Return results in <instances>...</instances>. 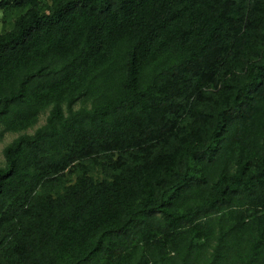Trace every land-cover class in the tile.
Here are the masks:
<instances>
[{
  "label": "trees",
  "instance_id": "trees-1",
  "mask_svg": "<svg viewBox=\"0 0 264 264\" xmlns=\"http://www.w3.org/2000/svg\"><path fill=\"white\" fill-rule=\"evenodd\" d=\"M27 7L0 126L50 111L2 150L0 264H264V0H0Z\"/></svg>",
  "mask_w": 264,
  "mask_h": 264
},
{
  "label": "rangeland",
  "instance_id": "rangeland-1",
  "mask_svg": "<svg viewBox=\"0 0 264 264\" xmlns=\"http://www.w3.org/2000/svg\"><path fill=\"white\" fill-rule=\"evenodd\" d=\"M39 1L42 5H50V0H39ZM27 9L28 7L20 9V10H13L9 8L0 9V34H5L11 31L13 28L14 21L18 17L22 16L26 12ZM90 101L88 100L83 103L78 102L76 106L74 107V109L79 110L82 107L90 108L91 107ZM49 111H50V108L43 110L39 114L35 125H33L32 127L26 130L10 132V131H6L2 125L0 126V167L4 165V158L2 155V150L4 149V147L10 144L13 140L18 138L19 136L33 135L37 129L43 127L46 124V118L49 114ZM83 168L88 169V176L92 177L94 180H101L102 178H104L101 168L94 167L92 165V162L90 161H84L80 168L71 166L60 174V176L63 179V185L60 188L55 189V191L53 190L50 193L51 196L55 198L56 195H60V196L63 195L64 189L70 185H73L76 182V179L79 175H81V170Z\"/></svg>",
  "mask_w": 264,
  "mask_h": 264
}]
</instances>
